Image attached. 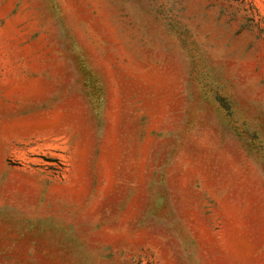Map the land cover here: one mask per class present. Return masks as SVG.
Wrapping results in <instances>:
<instances>
[{
	"label": "rangeland",
	"instance_id": "rangeland-1",
	"mask_svg": "<svg viewBox=\"0 0 264 264\" xmlns=\"http://www.w3.org/2000/svg\"><path fill=\"white\" fill-rule=\"evenodd\" d=\"M0 264H264V0H0Z\"/></svg>",
	"mask_w": 264,
	"mask_h": 264
}]
</instances>
